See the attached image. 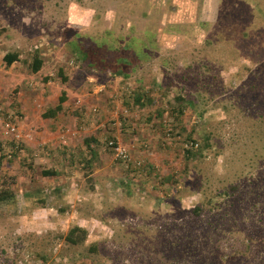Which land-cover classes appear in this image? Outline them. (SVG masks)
I'll return each instance as SVG.
<instances>
[{
    "label": "rangeland",
    "instance_id": "rangeland-1",
    "mask_svg": "<svg viewBox=\"0 0 264 264\" xmlns=\"http://www.w3.org/2000/svg\"><path fill=\"white\" fill-rule=\"evenodd\" d=\"M134 30L158 46L128 81L89 74L65 43ZM0 31V122L17 118L23 138L16 147L0 126V264H40L38 251L69 264L59 236L74 225L105 264H264V0H0ZM6 53L19 60L6 67ZM148 85L155 105L125 103ZM175 96L190 101L179 116ZM48 132L78 145L60 171L23 155ZM110 141L142 162L137 176Z\"/></svg>",
    "mask_w": 264,
    "mask_h": 264
},
{
    "label": "trees",
    "instance_id": "trees-1",
    "mask_svg": "<svg viewBox=\"0 0 264 264\" xmlns=\"http://www.w3.org/2000/svg\"><path fill=\"white\" fill-rule=\"evenodd\" d=\"M136 33L137 32L132 35L131 40L130 38H123V36L121 35L118 36L110 31H107L101 37H97L98 39L94 41H92L91 38L87 37L83 39L84 36L78 34L68 40H65V43L69 44L70 54L73 57L74 62L78 64L81 69L87 70L91 75L100 77L105 75L110 79H119L122 82L130 80L137 74L139 69L151 57V49L156 46L154 36L152 37V34L150 32H140L142 33V35L140 36H138ZM85 42H87L86 45H88L89 43L90 46L86 47ZM18 60L19 56L17 53H6L2 58V61L6 67L11 66ZM42 64L43 61L39 56V53L35 52L33 54V60L31 64L32 72H38L42 68ZM61 73V71L58 72V77H62V82L66 83L67 78ZM123 95L127 97V99L124 100L125 103H128V100H133V104L138 108H145L146 106L150 107L155 105V102L153 100L154 98H152V90L150 89L149 85L147 86V89L144 86H138L137 88L135 86L134 90L124 92ZM66 100L67 97L65 93L62 92L61 96L58 99L57 105L53 109L48 110L44 117H55L63 110V104ZM174 100L176 102V106L175 108L171 106L169 110L171 111V115L179 116L182 114L185 108L183 104H187L190 101H186L183 97L180 96H175ZM127 107L129 106L127 105ZM155 113L158 118H161L163 115V111L161 109H157ZM87 147L89 148L88 145ZM89 149L92 155H96V153L93 152L94 150H91V148ZM201 152L202 150L199 146L196 150L187 149L184 152V159L187 162L194 159L199 160L200 157H202ZM130 169H132V171H135L134 176H137L136 173H138L137 171L140 170V168L138 169L135 167H131ZM146 169L149 173L147 166ZM41 175L43 177L58 176L57 172L50 170L42 171ZM219 190L220 192L218 195L223 198L222 201L218 202L219 204H221L227 201V199L229 198V189L228 187L223 186ZM59 191L60 190H58L57 192ZM6 193L7 192H5L4 190L0 191V203L9 198ZM193 211L197 216L200 213V208L197 207ZM87 234L88 232L85 228L74 225L68 230L65 235L59 236V238L63 240L65 247H67V249L63 250V253L60 256L66 257L69 260V264L76 263L77 259H81L84 261L87 260L89 262L88 264H105L102 259H98L100 254L98 252L96 244H88V247L85 246L87 244ZM195 244V242L192 243V246L194 247ZM34 257L35 262H39L40 264H62V261L51 262V256L44 255L41 251L36 252ZM14 262L15 260L12 259V263ZM83 262H81L80 264H83Z\"/></svg>",
    "mask_w": 264,
    "mask_h": 264
},
{
    "label": "crops",
    "instance_id": "crops-1",
    "mask_svg": "<svg viewBox=\"0 0 264 264\" xmlns=\"http://www.w3.org/2000/svg\"><path fill=\"white\" fill-rule=\"evenodd\" d=\"M113 80H119V79H113ZM95 86V85H94ZM97 98V97H96ZM93 100V98H91ZM37 102H33V104H35ZM21 108L27 113L28 110H25L24 104H21ZM53 120H51L50 122L47 123H51V125H53V121L56 120L54 117L52 118ZM82 122L85 121L84 119L81 120ZM46 122V121H44ZM42 122V124H47ZM70 126V125H69ZM65 128V127H64ZM51 129H53L51 127ZM76 137V136H73ZM37 141V139H36ZM76 140H71L67 137V135L61 136V135H56V132L53 133H49L47 134V139L45 142V146L43 149L39 148V151H37L36 149H38V145L37 142L32 141L30 143H27L28 145V149H24L23 151V155H29L31 158L33 157H37L39 158L43 163H45L48 166H55L58 170L60 171L59 168L62 167V165L65 164V158L66 156L70 155V153H73V146L75 145V147H77L78 145L75 144ZM34 150H36L37 156H35L33 154ZM68 153V154H64V153ZM39 159H36L38 161H40ZM55 171V170H53ZM56 172V171H55ZM52 184H54V182H51ZM56 190V192L59 190L58 188H54ZM60 190H63V188H61ZM73 191V190H72ZM75 191V190H74Z\"/></svg>",
    "mask_w": 264,
    "mask_h": 264
},
{
    "label": "built area",
    "instance_id": "built-area-1",
    "mask_svg": "<svg viewBox=\"0 0 264 264\" xmlns=\"http://www.w3.org/2000/svg\"><path fill=\"white\" fill-rule=\"evenodd\" d=\"M17 123V118H14L13 120L3 121L2 123L0 122L2 132L6 136L11 138V141L16 145V147H18L19 144L23 141L21 130L19 129ZM108 146L113 151L115 160L120 161L125 168H128L130 166L139 168L141 166L142 162L132 160L128 150H126L121 144L110 141L108 142ZM185 147L188 146L185 144Z\"/></svg>",
    "mask_w": 264,
    "mask_h": 264
},
{
    "label": "flooded vegetation",
    "instance_id": "flooded-vegetation-1",
    "mask_svg": "<svg viewBox=\"0 0 264 264\" xmlns=\"http://www.w3.org/2000/svg\"><path fill=\"white\" fill-rule=\"evenodd\" d=\"M157 34H158V33H157ZM157 34H156V37L158 36ZM156 46H158V41H157V44H156Z\"/></svg>",
    "mask_w": 264,
    "mask_h": 264
}]
</instances>
